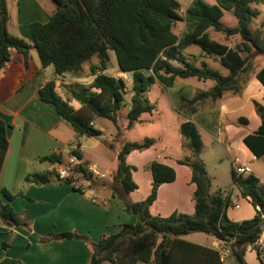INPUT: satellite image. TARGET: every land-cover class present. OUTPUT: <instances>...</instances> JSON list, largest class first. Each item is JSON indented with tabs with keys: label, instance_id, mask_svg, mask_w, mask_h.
Masks as SVG:
<instances>
[{
	"label": "trees",
	"instance_id": "1",
	"mask_svg": "<svg viewBox=\"0 0 264 264\" xmlns=\"http://www.w3.org/2000/svg\"><path fill=\"white\" fill-rule=\"evenodd\" d=\"M55 10L48 22H32L30 25L33 45L25 39L10 33L8 28L9 10L7 0H0V71L11 58L14 49L22 53L29 64L32 48L38 52L42 66L54 65L55 73L63 75H81L86 64L93 58L97 62L90 66V75H95L89 85L70 84L66 88V98L58 91L54 80L47 82L38 90L39 98L53 105L69 134L96 136L101 131L94 127L95 118H106L118 123V113L126 106V82L122 77L107 74L112 67L110 51L116 55L118 68L123 73H131L130 108L127 113L128 127L139 121L141 115L151 112L155 106L149 101L146 92L152 83L171 87L177 78H197L214 81L208 91H199L192 104L206 100L215 102L227 92L240 95L243 90L242 75L252 68L254 53L264 52V32L250 27L251 21L259 12L252 4L264 3V0H216L209 5L204 0H193L181 13L179 0H51ZM224 11H232L238 20L235 27L225 26L221 19ZM185 21L184 32H175L177 22ZM210 29L223 33L227 38L239 36L233 46L212 39ZM199 50L225 66L229 73L224 75L203 61H190L184 52L190 47ZM256 77L264 86V65ZM71 99L80 102L75 109ZM184 102V103H186ZM183 103V104H184ZM261 124L253 133L243 138L244 144L257 157L264 156V105L254 101ZM241 122L248 123L246 117ZM73 128V129H72ZM181 133L188 141L191 154L181 162L192 168V182L195 184V212L186 214L174 212L170 216H153L150 205L157 199L161 184L174 182L177 174L173 167L154 161L150 168L153 175L152 192L147 199L130 203L126 194L137 188L132 170L135 168L126 162L127 155L135 149L149 147L150 139L145 143L126 142L118 152V167L115 180L122 192L113 193L125 202L126 210L135 215L136 222L124 223L118 233L103 235L97 242L75 232L52 234L51 237L83 240L91 246L88 264H224L218 250L189 242L182 238L191 232H204L226 241L231 255L245 262L249 245L255 242L264 225V186L254 174L237 175L232 168L233 184L244 197H250L256 214L251 219L231 220L227 215L229 197L220 190L210 194L211 182L207 169L198 155L203 149V141L196 123L184 121ZM9 148L7 125L0 117V173ZM78 161L72 167L71 176L86 181L92 180L87 161L83 160L80 150H73ZM42 161H52L57 168L28 174L26 181L37 185H47L54 181L73 185L71 177L63 178L61 170L66 163L60 158L46 156ZM78 188L77 190H81ZM8 202L0 200V219L8 226H27L9 201L15 198L8 190L2 189ZM3 248L8 247L3 242ZM0 264H23L20 260L3 258Z\"/></svg>",
	"mask_w": 264,
	"mask_h": 264
},
{
	"label": "crops",
	"instance_id": "2",
	"mask_svg": "<svg viewBox=\"0 0 264 264\" xmlns=\"http://www.w3.org/2000/svg\"><path fill=\"white\" fill-rule=\"evenodd\" d=\"M15 1L17 15L14 24L19 35L13 34L10 31L8 23L9 31L11 34L21 37L33 45L30 29L31 23L37 20L41 23L48 22L55 7L45 2L46 9L44 10L35 0ZM20 5L27 7L24 15L22 14ZM48 6L50 7L48 8ZM9 16L10 22V20H13L10 10ZM182 22H184V28L180 35L184 32L186 26L185 21ZM194 48L190 47L185 50L187 56L193 60L197 61L200 59L202 63L212 58L203 54L199 49ZM112 52L110 51L111 63ZM96 62L97 60L91 61V64H86L81 75L76 76L70 73L57 75L54 65L42 66V62L35 48L30 50L28 65L26 64L24 55L13 49L11 51L10 61L0 71V117L3 118L7 125L9 138V148L0 173V200L8 202L2 194V189L8 190L15 196V198L9 201L10 205L20 214L24 213L22 211H26L25 219L29 222L27 226H8L0 219V256L3 258L17 259L23 264H88L91 257V246L89 243L71 238L59 239L51 237V235L63 232H75L89 237L92 242H97L103 235L118 233L122 224L136 222L135 218L126 210L125 203L120 196H113L114 191L111 188L108 177L105 176V172L108 174L111 173L108 170H99L98 174H93L92 180H88L85 187H81V190H77V185L76 187L65 182L54 181L47 185H37L25 180L28 174L50 171L57 168V164L52 161H42L40 159L41 157L54 156L65 162L76 143L80 144L79 150L82 152L80 135L69 134L66 125L62 122L53 105L39 98L38 90L47 82L54 80L58 86V91L66 98V90L64 91V89L68 85L75 83L89 85L93 81L95 75H90L89 69ZM113 64L115 63H112V66ZM113 69L114 67H111L106 73L111 74L110 72ZM121 74L124 73L120 71L119 74L111 75L119 77ZM4 81L9 83L10 88L7 87L6 89L1 85V82ZM186 86L191 92L187 97H185L186 94L180 96L183 103L187 99L195 97L199 91H208L200 90L198 86L195 88L190 87L189 84H186ZM260 97H263L262 105H264V86L261 82L256 83L253 78H250L246 83L245 90L243 88L240 95L232 94L227 98L224 96L215 102L206 100L210 103L203 102L202 106L204 108L198 106L196 110H192L193 114H189L192 116L184 114L182 119L196 123L203 141L202 132L209 131L199 118L193 115H201L203 109L207 110L216 107L218 124H220L222 118L237 113L247 102L254 99L259 100ZM70 104L75 109L81 107L80 102L75 99H71ZM125 107L129 111L130 104ZM175 111L178 112L177 110ZM146 113L141 115L139 121L142 120L143 115ZM174 120L176 127H179L181 130V124L184 121L180 122L178 117H175ZM95 125L96 122L94 123V127ZM258 127L250 133H253ZM99 130L101 131V129ZM250 133L245 134L242 137V141ZM215 137L221 143L226 142H223L221 133L220 136L218 134ZM181 146L185 148L183 143ZM185 146L188 147L187 145ZM243 146L244 161H241L242 163L238 166L247 168L248 174H254L264 186V156L257 158L245 144ZM165 159L170 161L171 157L165 155ZM82 161H87V158L84 156ZM93 165L88 164L90 170L95 168ZM39 167L42 170L38 171ZM234 187L235 185L233 184L231 191L225 195L229 197V203L236 199L240 200V196H243L242 193L240 195V190L235 193ZM88 189L90 190L88 191ZM37 200L42 203L39 205L40 207H34L36 205L32 204V202ZM246 201L252 204L251 198L248 196L244 197L242 203L240 202L239 208L228 205L227 210L229 207L235 210L241 209L242 204ZM20 207H24L23 210ZM255 214V207L251 213L246 212L235 219L227 212L228 217L234 221L251 219ZM187 241L192 242L190 240ZM3 242L8 243L7 248H3ZM196 244L218 250L223 262L226 254L230 251L228 249V243L218 238H215L210 246L201 243ZM225 245H228L227 248ZM245 262L248 264L246 254Z\"/></svg>",
	"mask_w": 264,
	"mask_h": 264
},
{
	"label": "rangeland",
	"instance_id": "3",
	"mask_svg": "<svg viewBox=\"0 0 264 264\" xmlns=\"http://www.w3.org/2000/svg\"><path fill=\"white\" fill-rule=\"evenodd\" d=\"M35 1L40 6H42L44 10L46 9L45 2L48 4L50 3L51 5H53V7H55L54 4H52L53 2L51 0ZM179 1L182 7L181 13L184 16V9H186L191 4L192 0ZM204 1H206L209 5L216 4V0ZM7 3L13 17V20H10L9 22L10 31L13 34L19 35L14 24L17 15L16 1L7 0ZM49 7L50 6H48V8ZM251 7L253 10H257L259 14L252 19L250 27L254 30H263L264 32V3L252 4ZM20 8L22 14L24 15V13H26L27 11V7H25V5H20ZM37 22H39V20H37ZM221 22L228 27H235L238 24V20L232 11H224ZM183 28L184 22L179 21L176 24L175 32L180 34ZM209 32L212 39L217 40L221 43L226 42L230 46L235 45L240 40L239 36L227 38L223 33L216 32L213 29H210ZM191 48L198 49L199 47L193 46ZM184 54L188 58V60L193 61L191 57L187 56L186 52H184ZM111 57L112 63L115 64H113L112 67H114V69L111 70L110 73L119 74L120 70L119 68H117L116 55L114 52H112ZM95 60L97 59H92V61ZM205 62H207L208 66L215 68L224 75L229 73V70L214 58L205 60ZM196 63L198 65H201L200 59H198ZM263 65L264 52L254 53L251 71L248 73H244L241 78V83L244 90L246 88V83L250 78H253L256 83H260L258 78H256L255 76ZM119 77H122L126 82V105H129L131 98L130 90L132 87V75L124 73ZM186 84H189V86L193 88L198 86L200 90H209L214 85V81H199L196 78H177L175 83L169 88H166L159 83H152L149 90L146 92V96L149 101L155 106V108L151 112H147L146 114H144L141 121H137L131 127H128V111L127 107L123 106L118 113L117 124L106 118H95V128L101 129V133L96 136H88L81 133L79 134L80 140L82 142V152L87 158V163L94 164L93 166L95 167L97 166L96 168L98 171L108 170V172H111L110 174L105 172V176L108 177L111 188L116 193L122 192L119 182L115 180V170L118 167V152L122 149L123 145L126 142L143 144L148 139L152 141V144L149 147L135 149L126 157L127 164L135 167L132 170V177L137 184V188L135 190L126 194V201L130 203L142 201L147 199V197L151 194L152 185L154 182L150 168L152 162L160 161L171 165L177 173V179L173 183H163L159 186L157 191V199L153 202L152 205H150V213L153 216L167 217L174 212L186 214H194L195 212L196 188L194 183L192 182V168L189 165L183 164L181 162L190 153L189 148L185 146L187 145L188 141L181 133L179 127H176V122L174 120L175 117H178V120L180 122H183L184 119H182V116L184 114H188L187 116H192L189 114H193L191 110L192 104H187V102L183 104V101L180 99L181 95L186 94L185 97H187L191 92L190 90H188ZM1 85L6 89L7 87H9V83L5 81L1 82ZM65 90L66 89H64V91ZM231 95V92H227L225 97L227 98ZM254 101L262 104L263 97H260L259 100H250V102H247L244 107H242L241 110H239L237 113L222 118L220 124H218V112L216 107L214 106H212L214 107L212 109H203V113L201 115H193L196 118H199L202 124H204L205 128L209 131L202 132L203 149L201 150L197 158L204 162L207 168L208 177L211 182V195H214L220 190L224 193V195H227V193H229L232 189L233 165L236 168L238 165H240V163H242L241 161H244V152L242 150L244 149V144H242V137L245 134L252 132L260 124V116L256 110ZM204 103L210 102L205 101ZM197 106H201V108H204L202 106V103L201 105L197 104ZM175 110H177L179 113ZM241 116L248 118L247 124L239 120ZM220 133L223 137V142L226 141L225 143L219 142L215 137L218 134L220 136ZM229 142H231V144H229ZM182 143L185 148H182ZM165 155L171 157L170 161L165 159ZM39 170H42L41 167L38 168V171ZM89 190L90 189H88V191ZM238 190L239 189L235 186L234 192L236 193L238 192ZM239 199L240 200L238 202L242 203L244 197L240 196ZM32 204L36 205L34 207H40L39 205H41L42 203L41 201L37 200L32 202ZM20 208H22L23 210L24 207ZM252 209H254L253 204H250L248 203V201H246L242 204L241 209L235 210L232 207H229L227 212L233 219H235L236 217L246 212L251 213ZM22 212L24 213L20 214L19 212H17L19 217L22 221H25L29 224L28 220L25 219L26 211ZM131 215L136 220L135 215ZM182 238L190 240L192 242L210 246L216 237L204 232H191L187 235L182 236ZM227 246L228 245H225L226 248ZM228 249L230 250L229 247ZM224 259V264H236L238 261L233 255H231L230 251L228 254H226ZM246 261L248 262V264H262L257 252L254 250L252 245H249L246 250ZM104 264L111 263L106 261L104 262Z\"/></svg>",
	"mask_w": 264,
	"mask_h": 264
},
{
	"label": "built area",
	"instance_id": "4",
	"mask_svg": "<svg viewBox=\"0 0 264 264\" xmlns=\"http://www.w3.org/2000/svg\"><path fill=\"white\" fill-rule=\"evenodd\" d=\"M127 87V86H126ZM80 148V144L76 143L73 150H79ZM78 161V158L76 155L70 153L69 157L67 158V160L65 161L66 165L64 166V168L61 170L60 175L63 178H68L71 177V179L73 180V185L74 186H78V188L81 187H85L87 181L84 179H80L78 176H71V172H72V167L75 165V163ZM234 170L236 172L237 175H246L248 174V169L242 166H237L236 168L234 167ZM93 174H98L99 171L95 168H93L92 170H90ZM78 182V183H77ZM83 186H82V185ZM76 186V187H77ZM241 195V192H240ZM239 200H234L231 201L229 203V205L233 206L234 208H239L240 207V202H238ZM252 247L254 248V250L257 252L258 257L261 261L262 264H264V225L262 226V230L257 238V240L255 242H253Z\"/></svg>",
	"mask_w": 264,
	"mask_h": 264
},
{
	"label": "water",
	"instance_id": "5",
	"mask_svg": "<svg viewBox=\"0 0 264 264\" xmlns=\"http://www.w3.org/2000/svg\"><path fill=\"white\" fill-rule=\"evenodd\" d=\"M236 264H245L244 262H237Z\"/></svg>",
	"mask_w": 264,
	"mask_h": 264
}]
</instances>
